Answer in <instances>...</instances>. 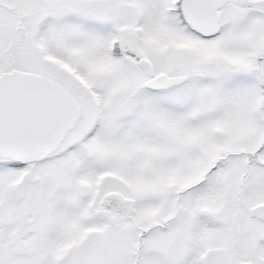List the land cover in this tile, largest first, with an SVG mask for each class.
<instances>
[{"label": "snow or ice", "instance_id": "obj_1", "mask_svg": "<svg viewBox=\"0 0 264 264\" xmlns=\"http://www.w3.org/2000/svg\"><path fill=\"white\" fill-rule=\"evenodd\" d=\"M0 264H264V0H0Z\"/></svg>", "mask_w": 264, "mask_h": 264}]
</instances>
